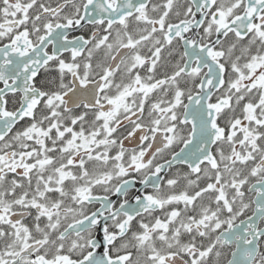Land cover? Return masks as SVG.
<instances>
[{
  "label": "snow or ice",
  "instance_id": "snow-or-ice-1",
  "mask_svg": "<svg viewBox=\"0 0 264 264\" xmlns=\"http://www.w3.org/2000/svg\"><path fill=\"white\" fill-rule=\"evenodd\" d=\"M0 84V264H264V0H0Z\"/></svg>",
  "mask_w": 264,
  "mask_h": 264
},
{
  "label": "flooded vegetation",
  "instance_id": "flooded-vegetation-1",
  "mask_svg": "<svg viewBox=\"0 0 264 264\" xmlns=\"http://www.w3.org/2000/svg\"><path fill=\"white\" fill-rule=\"evenodd\" d=\"M90 31H91V26L86 25L84 28H77L75 31H72L70 33V35H77L78 36V35H81L84 33H90ZM49 78H51V77H49ZM44 79H45V77L43 75H41L40 80L42 81ZM38 83H39V81H38ZM0 87H2V84H0ZM12 107H13V105L10 103L9 108L11 109ZM140 188H141V186L137 183L136 187L130 190V195L136 193ZM111 199L115 200L116 197L112 196ZM96 206L98 207V205H96ZM91 210H94V208H92ZM248 215H251V211L248 212ZM241 219H243V217H241Z\"/></svg>",
  "mask_w": 264,
  "mask_h": 264
}]
</instances>
